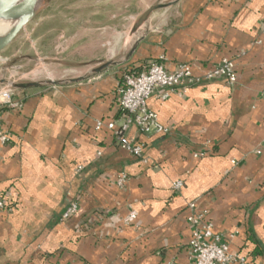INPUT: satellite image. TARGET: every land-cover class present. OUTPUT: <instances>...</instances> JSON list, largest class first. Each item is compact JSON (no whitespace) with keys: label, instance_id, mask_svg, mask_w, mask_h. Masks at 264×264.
<instances>
[{"label":"crops","instance_id":"0c3cea01","mask_svg":"<svg viewBox=\"0 0 264 264\" xmlns=\"http://www.w3.org/2000/svg\"><path fill=\"white\" fill-rule=\"evenodd\" d=\"M131 35L120 59L72 78L83 80L14 89L20 108L0 107V264H191L190 203L244 259L229 264H264V0H176ZM223 59L234 84L151 96L167 132L131 124L140 157L105 127L123 122L124 69L186 64L202 79Z\"/></svg>","mask_w":264,"mask_h":264},{"label":"rangeland","instance_id":"374dc122","mask_svg":"<svg viewBox=\"0 0 264 264\" xmlns=\"http://www.w3.org/2000/svg\"><path fill=\"white\" fill-rule=\"evenodd\" d=\"M169 1L49 0L0 53V80L66 81L85 75L99 60H118L137 38L130 32L139 16ZM8 87L1 84L0 90Z\"/></svg>","mask_w":264,"mask_h":264},{"label":"built area","instance_id":"2783aa9c","mask_svg":"<svg viewBox=\"0 0 264 264\" xmlns=\"http://www.w3.org/2000/svg\"><path fill=\"white\" fill-rule=\"evenodd\" d=\"M222 79L227 84L236 82L235 66L231 60L223 59L216 67L208 71L202 79L192 74L189 65L180 64L174 70H166L163 65L152 63L144 72L136 76L125 75L123 83L119 88V108L123 114V122L116 126L114 122L107 123L105 127L113 131L118 137L119 145L136 157L141 156V148L125 137V132L131 124H135L141 133H149L156 130L166 133L167 129L158 122V115L148 109V101L158 90L163 91L160 95L162 100L167 99L171 93L182 95L187 89L199 83L201 80L211 81ZM14 90L6 88L0 90V107L6 106L10 109L20 108V102L14 100ZM264 99V95H263ZM104 126L100 121L96 122V129ZM8 139L2 133L0 127V145L7 143ZM181 182L173 184L175 190H180ZM5 207V201L0 195V210ZM190 214L187 221L193 226L189 240L191 252V264H229L232 262L243 263L244 259L238 255H232L228 251V245L222 241L219 235L212 231V224L206 220V212H194L195 205H188ZM77 211V205L71 203L63 212L61 218L68 219ZM136 217L131 212L126 222H132Z\"/></svg>","mask_w":264,"mask_h":264},{"label":"water","instance_id":"95a60500","mask_svg":"<svg viewBox=\"0 0 264 264\" xmlns=\"http://www.w3.org/2000/svg\"><path fill=\"white\" fill-rule=\"evenodd\" d=\"M49 0H0V23L10 24V28L7 32L0 34V53L4 51L12 41L17 37V35L26 27V25L31 22L42 10L44 4ZM176 0L169 3H157L148 7L136 20L134 23L131 33H135L139 30L149 19L150 15L160 9L166 8L172 5ZM41 3V4H40ZM133 47L131 52L134 51ZM114 61H108L102 64L100 67L91 71V73H98L103 69L111 65H116ZM84 77L78 79H71L67 82L74 83L83 80ZM65 81H54L47 80L43 82H29V83H14L9 82L5 79L0 80L1 84H7L12 89H29L37 88L44 85L49 86H59L64 84Z\"/></svg>","mask_w":264,"mask_h":264},{"label":"trees","instance_id":"16d2710c","mask_svg":"<svg viewBox=\"0 0 264 264\" xmlns=\"http://www.w3.org/2000/svg\"><path fill=\"white\" fill-rule=\"evenodd\" d=\"M140 73H141L140 70L135 69L133 67L132 68H126V69H124L123 77L125 75L136 76V75H138Z\"/></svg>","mask_w":264,"mask_h":264},{"label":"bare ground","instance_id":"6f19581e","mask_svg":"<svg viewBox=\"0 0 264 264\" xmlns=\"http://www.w3.org/2000/svg\"><path fill=\"white\" fill-rule=\"evenodd\" d=\"M41 4V3H40ZM10 24H2L0 23V34H3L7 32V30L10 28Z\"/></svg>","mask_w":264,"mask_h":264}]
</instances>
